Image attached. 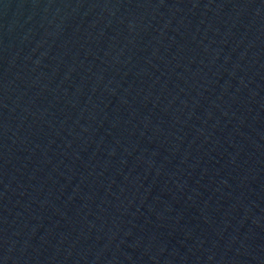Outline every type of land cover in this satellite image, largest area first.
I'll return each instance as SVG.
<instances>
[{
    "label": "water",
    "instance_id": "water-1",
    "mask_svg": "<svg viewBox=\"0 0 264 264\" xmlns=\"http://www.w3.org/2000/svg\"><path fill=\"white\" fill-rule=\"evenodd\" d=\"M0 264H264V0H0Z\"/></svg>",
    "mask_w": 264,
    "mask_h": 264
}]
</instances>
